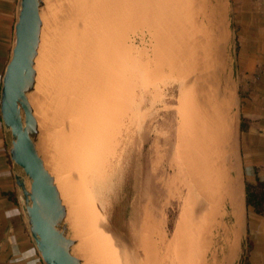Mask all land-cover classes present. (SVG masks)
<instances>
[{
  "label": "rangeland",
  "instance_id": "1",
  "mask_svg": "<svg viewBox=\"0 0 264 264\" xmlns=\"http://www.w3.org/2000/svg\"><path fill=\"white\" fill-rule=\"evenodd\" d=\"M232 2L43 0L31 94L38 148L68 211L101 215L120 251L109 258L83 244L70 215L85 264L220 262L221 227L235 228L240 197L231 144L242 37ZM226 91L233 103L221 106Z\"/></svg>",
  "mask_w": 264,
  "mask_h": 264
},
{
  "label": "crops",
  "instance_id": "2",
  "mask_svg": "<svg viewBox=\"0 0 264 264\" xmlns=\"http://www.w3.org/2000/svg\"><path fill=\"white\" fill-rule=\"evenodd\" d=\"M231 1L234 23L240 27L236 34L242 37L237 52L241 86L238 170L246 187L247 210V235L238 264H264V0ZM18 12L19 0H0V92ZM9 147L10 135L0 118V264H45L24 220L15 183V176L21 172L10 160ZM232 172L241 198L238 216L233 218L234 226H239V234L243 227V195L236 167ZM247 188L253 204H248ZM231 212L233 215L234 208Z\"/></svg>",
  "mask_w": 264,
  "mask_h": 264
},
{
  "label": "water",
  "instance_id": "3",
  "mask_svg": "<svg viewBox=\"0 0 264 264\" xmlns=\"http://www.w3.org/2000/svg\"><path fill=\"white\" fill-rule=\"evenodd\" d=\"M43 7V0H19L13 46L2 77L0 118L10 135V160L23 172V175L15 176V183L29 234L42 261L45 264H85L70 226L67 206L57 179L38 148L40 125L31 94L37 85L36 67L42 41ZM236 128L237 142L233 143L236 175L240 180L244 211L247 213L246 187L242 173L238 170L239 108Z\"/></svg>",
  "mask_w": 264,
  "mask_h": 264
},
{
  "label": "bare ground",
  "instance_id": "4",
  "mask_svg": "<svg viewBox=\"0 0 264 264\" xmlns=\"http://www.w3.org/2000/svg\"><path fill=\"white\" fill-rule=\"evenodd\" d=\"M93 82H95V81H93ZM225 82L227 83V80ZM228 92H230V90ZM228 92L226 91L225 94L223 93V96H222L223 98L220 102L221 106L223 104L225 106L232 105L233 100H232L231 95H230L231 93H228ZM220 107H217L216 109H218V108L220 109ZM220 111H221V109H220ZM220 130L221 129H219V132H220ZM231 146H232V155L234 156L235 150H234L233 141H232ZM231 168H232V170L235 169V157H233V163H232ZM236 182H237V180H236ZM236 186L238 187V183H236ZM60 191H62V190H60ZM61 195L63 198L64 193L61 192ZM63 200H64V198H63ZM64 202H65V205L69 204V202L67 203V199H65ZM239 202H240L239 196L235 195L232 198V206L233 205L234 206L231 207V208H234L233 218L238 216L237 211H238V207H239ZM68 209H70V207H68L67 210ZM71 210H69L70 212L68 211L69 212L68 218L71 222L70 217L73 216L75 225H77V228L80 229V236H81L80 238L82 239L83 244L85 243L83 240H86L85 237H87V239H89L90 241H92L94 244H96L98 246V250L101 253V256L105 255V256H108L109 258L118 257L117 251H119V249H117V247H118L117 238H116V236L108 234L109 233L107 231L108 228H106V226H105L106 224H104V219L102 218V216L99 215L97 218V215L95 214V212L93 210L89 211V209L87 208L88 211L86 210L87 212L85 213V216H83L85 218H83L84 220L82 221V219L79 218L77 213L74 214V212H72L74 214V215H72ZM237 219H238V217H237ZM242 223H243V219H242ZM233 226H234V224H233ZM238 227H239L238 224L232 230L228 226L227 227L224 226V228L221 227V230L224 232V234H223L224 241L222 242V247L220 249L221 251L218 249L220 252L217 250V256H215L216 261L217 260L220 261V262H217V264L218 263L219 264H233V261L235 259V255H236V251H237L236 247L238 245V244L236 245V243H235L236 237H238V229H237ZM121 251H122V249H121Z\"/></svg>",
  "mask_w": 264,
  "mask_h": 264
},
{
  "label": "trees",
  "instance_id": "5",
  "mask_svg": "<svg viewBox=\"0 0 264 264\" xmlns=\"http://www.w3.org/2000/svg\"><path fill=\"white\" fill-rule=\"evenodd\" d=\"M247 193H248V204H253L252 197L250 195V191L247 188Z\"/></svg>",
  "mask_w": 264,
  "mask_h": 264
}]
</instances>
